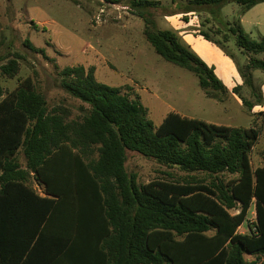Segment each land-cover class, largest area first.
I'll return each mask as SVG.
<instances>
[{"label": "trees", "instance_id": "obj_1", "mask_svg": "<svg viewBox=\"0 0 264 264\" xmlns=\"http://www.w3.org/2000/svg\"><path fill=\"white\" fill-rule=\"evenodd\" d=\"M229 3L240 6L232 22L221 15ZM261 3L188 0L163 13L204 11L212 18L211 31L222 41L202 30L204 23L194 29L195 35L234 61L242 83L231 93L249 111L264 104L253 74H264V57H254L264 56V38L251 39L239 17ZM127 8L143 21L145 39L158 56L194 74L207 95L211 90L228 94L214 69L177 31L157 28L154 13L164 9L160 1L127 0ZM183 20L188 21L186 16ZM230 43L248 57L246 64L236 61ZM16 58L0 66L1 75L13 79L18 74ZM60 76L62 88L84 105L78 117L71 118L62 107L49 109L31 77L11 91L0 84V264H6L5 227L30 225L31 215L37 225L23 244L32 251L53 242L54 264H264V167H253L250 160L261 134L257 128L217 125L176 112L155 126L138 100L120 87L98 82L94 66L65 67ZM244 87L254 101L242 96ZM128 153L191 176L183 183L155 180L140 185L127 171ZM195 173L211 180L198 179ZM225 173L235 177L223 181L220 175ZM30 179L54 198L39 197ZM252 205L255 221L250 225ZM243 223L248 230L239 233ZM48 228L54 230L49 238ZM23 255L19 259L26 264L30 252L24 260Z\"/></svg>", "mask_w": 264, "mask_h": 264}, {"label": "rangeland", "instance_id": "obj_2", "mask_svg": "<svg viewBox=\"0 0 264 264\" xmlns=\"http://www.w3.org/2000/svg\"><path fill=\"white\" fill-rule=\"evenodd\" d=\"M149 1H160L164 7L154 13L157 28L175 30L168 27L163 13L179 9L188 0ZM239 10L238 4L229 3L221 9V15L225 21L232 22ZM186 18L194 23L189 31H195L204 23L201 29L210 30L214 39L222 41V36L211 31L215 30V23L206 12L190 14ZM169 22L175 25L176 19ZM143 30V21L127 8V0H0V66L16 55L19 57L16 58L18 74L8 79L0 73V84L5 91H11L20 80L31 77L36 90L45 96L49 109L65 108L71 118H75L81 115L79 109L84 105L62 88L60 73L65 67L94 66L98 82L120 87L130 99L138 100L147 109V119L155 126L169 112H176L217 125L257 128L261 134L250 160L253 167L264 165V135L261 132L264 116L258 115L256 106L249 111L226 87L228 94L211 90L207 95L194 74L156 54ZM251 39L259 41L262 38L253 29ZM26 44L43 52H35ZM228 45L236 61L240 65L246 64L248 57L240 56L232 43ZM226 57L237 71L234 61ZM254 57L263 58L262 55ZM253 74L255 86L260 87L264 98L263 73L255 71ZM255 92L258 93L256 89ZM241 94L249 101L255 100L248 87H244ZM126 168L136 175L140 185L155 180L183 183L191 176L176 167L168 168L132 153L127 155ZM194 175L206 182L211 180L204 173ZM220 177L227 181L235 176L225 173ZM237 211L230 212L235 214ZM253 212L251 207L248 220H254ZM240 230L245 231V228Z\"/></svg>", "mask_w": 264, "mask_h": 264}, {"label": "crops", "instance_id": "obj_3", "mask_svg": "<svg viewBox=\"0 0 264 264\" xmlns=\"http://www.w3.org/2000/svg\"><path fill=\"white\" fill-rule=\"evenodd\" d=\"M190 15V14H187ZM183 14H176L172 17L164 16L168 27H172L177 30L182 37V39L190 46V48L209 66L214 67V73L218 77V79L223 83V85L228 89L232 90L235 86L240 85L242 80L236 71L232 62L222 54L215 46H213L208 41L204 40L201 36L195 35V31H189V27L194 26L192 19H188L187 22L183 20V16H187ZM178 17V18H176ZM237 18V17H236ZM171 19H176V24L173 25L169 21ZM181 19V20H180ZM240 24L243 30L251 37L253 35V29L257 31L260 38H264V3L258 4L252 7L249 11L239 17ZM172 25V26H171ZM263 56V55H262ZM264 57V56H263ZM262 77L263 74L261 75ZM264 91V85H263ZM257 112H264V104L261 106L255 107ZM256 112V113H257ZM255 113V112H253ZM253 151V150H252ZM264 157V154H263ZM20 163L24 165V159L22 156L19 157ZM264 167L263 164L255 165V167ZM29 185L32 187L33 191L39 197H47L54 198L51 195H47L45 192L44 185L38 183L34 179L29 180ZM254 209V205H252ZM250 207V208H251ZM37 214V213H36ZM35 214V215H36ZM255 216V210L253 212ZM253 216V217H254ZM30 225L26 224H17V226L12 229L10 226H6L3 231L4 243L2 250L5 256L6 264H21V260L19 259L21 254H24L23 260L26 258L27 254L30 252L29 260L26 264H50V253L52 255V263L54 256V246L53 242L51 243V247L49 243L47 246H38L35 250L30 251V249H26L23 242H26V239L31 235L33 228L37 225V220L35 217L31 215ZM35 218V219H34ZM247 222L252 225L254 220L249 219L247 217ZM242 231L240 229H244ZM248 230V224L243 223L239 228V233H245ZM50 233V234H49ZM48 238L49 235L53 236L54 230L53 228H48ZM51 239H53L51 237ZM25 252V253H23ZM41 254V255H40ZM41 256V257H40ZM42 262V263H41Z\"/></svg>", "mask_w": 264, "mask_h": 264}, {"label": "built area", "instance_id": "obj_4", "mask_svg": "<svg viewBox=\"0 0 264 264\" xmlns=\"http://www.w3.org/2000/svg\"><path fill=\"white\" fill-rule=\"evenodd\" d=\"M254 221H255V216H254Z\"/></svg>", "mask_w": 264, "mask_h": 264}]
</instances>
